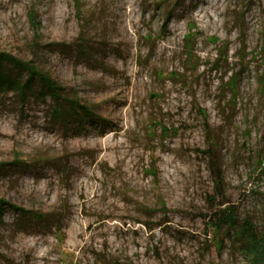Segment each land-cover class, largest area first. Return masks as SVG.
Returning <instances> with one entry per match:
<instances>
[{"label":"rangeland","instance_id":"obj_1","mask_svg":"<svg viewBox=\"0 0 264 264\" xmlns=\"http://www.w3.org/2000/svg\"><path fill=\"white\" fill-rule=\"evenodd\" d=\"M0 52L62 88L0 91V264H264V0H0Z\"/></svg>","mask_w":264,"mask_h":264},{"label":"trees","instance_id":"obj_2","mask_svg":"<svg viewBox=\"0 0 264 264\" xmlns=\"http://www.w3.org/2000/svg\"><path fill=\"white\" fill-rule=\"evenodd\" d=\"M9 67H11V69L15 71L14 75L10 73ZM24 73L26 76L25 78H22L21 74ZM34 85H36L37 88L36 96H38L40 99H44L47 96L50 97V99L53 101L54 106H56V110H54L53 112L54 114H56V116L60 117L61 111H59V109L62 102L60 92L62 91V88H60L47 75L39 72L36 68L30 66L28 63H25L24 61L15 58L9 54L0 52L1 92L11 91L14 94L18 95L20 99L24 102L29 97V95L32 94ZM75 107L79 108L85 115L87 114V112L83 110L82 106L75 105ZM209 155L213 156V154ZM214 176L215 181L219 186L222 183V173L219 167L215 168ZM5 206L14 211L23 213L21 209L5 205V202L0 200V211L3 210ZM248 241V248L252 250L253 253L259 251V248L257 246L260 247L264 244L263 240H257L253 237H250ZM261 259H264V256Z\"/></svg>","mask_w":264,"mask_h":264}]
</instances>
